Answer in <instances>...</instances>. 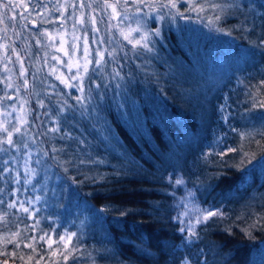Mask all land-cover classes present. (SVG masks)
Returning <instances> with one entry per match:
<instances>
[{"label":"trees","instance_id":"obj_1","mask_svg":"<svg viewBox=\"0 0 264 264\" xmlns=\"http://www.w3.org/2000/svg\"><path fill=\"white\" fill-rule=\"evenodd\" d=\"M237 3L245 7H229ZM159 6L163 33L153 37V50L116 60L123 79L113 78L109 58L112 79H99L95 92L97 77L89 76L84 104L48 86L52 77L34 64L35 29L22 28L16 43L29 57L30 128L41 154L48 152L52 177L41 186L40 167L37 193L19 188V199L42 197L39 223L8 207L18 201L14 185L0 179V264H264V0ZM208 72H230L211 97ZM61 105L67 111L58 112ZM174 173L195 187L202 205L225 211L202 224L191 244L173 220L167 177ZM65 229L79 238L68 245L79 252L67 262L59 242ZM44 232L54 241H39Z\"/></svg>","mask_w":264,"mask_h":264},{"label":"rangeland","instance_id":"obj_2","mask_svg":"<svg viewBox=\"0 0 264 264\" xmlns=\"http://www.w3.org/2000/svg\"><path fill=\"white\" fill-rule=\"evenodd\" d=\"M182 1H190L193 2L195 0H176V6L182 2ZM5 2V0H0V3ZM25 3L28 4V8L25 9L23 6L17 8L15 10V14L12 11H6L4 12V18L0 20V36H3L4 39L0 40V44L7 43L8 44V50L7 55L11 56V60H7L4 58V50L0 49V97H3L5 93H7L9 96L14 97V99L11 100H4L2 107L6 109L8 112H11V116L5 115L3 119L10 122L9 127H11L12 124H16L17 121L14 119L18 116H25L30 121V102H31V95L29 96L28 90L24 88L23 81L27 79L28 81V87L30 86L31 80L30 77V71L27 66V60L28 56L26 55V50L23 47H20L19 44L16 43L18 38H22V28L26 24L27 27H33L35 29V35L34 41L36 43V39L39 38L41 43L37 44V47L39 49V53L35 56L36 59L34 60V64L36 65V69H38L41 65L43 66V70L49 74L52 78L49 77L47 81H45L48 86L50 85L51 88H54L56 85H59L63 91L67 94L75 93L76 96H84L87 92V80L89 76L94 75V77H97V82H94V89L95 92H97V89L95 87V84L98 83L99 79H112L109 74L105 71L106 65L102 67L101 70L97 71L95 69V64L89 65V72L85 74L83 72V68L81 67L79 70V73L77 71V67L75 66L77 62H79L80 65L83 64V41L85 34L87 35V40L90 46V53L89 59L96 58L95 49L97 47V38L101 35L105 37V44L100 45L101 49L104 47H108L109 50H111V47L114 46L112 41L120 42L122 46L124 47V51L128 52V56L126 58L133 57L132 52V45L128 44L127 41L123 40V37L120 35V31L112 27L110 31H106L108 28V24L106 23L107 18L109 15L112 14V9L108 8L106 11H101V7L103 4V0H98L96 3H92L91 8H85L80 9L79 7V0H67V3H75L76 8L72 9L70 7H67V4L65 3V0H59V4H57V0H24ZM91 0H85V4L90 3ZM110 3H116V0H109ZM36 5H40V7H36ZM43 5H47L48 9H51V11H48L43 8ZM59 5H65L67 7V11L61 9L60 12H57L55 10L56 7H59ZM148 5V6H146ZM168 6L169 0H143V2H137L134 3L133 0H128V4L125 5L123 3V0L117 5V13L120 14L119 18H114L111 21L112 25H115L117 23H120V27L123 28L125 31L129 27L135 28L137 27V23H140V26L144 29V31L151 32L155 29L160 30L159 36H149V40L152 43L155 41L154 38H162V28H161V22H162V14L160 10V6ZM95 10V16L97 18V24L96 27H99L101 29V32L95 33L93 31V25L91 23H88L86 26H82L77 23L76 28H72V24L75 22L76 17H79L81 14V11L85 14V19H88V14L92 12V10ZM139 9V11H138ZM2 11V10H0ZM73 11H75V16L72 15ZM37 12H40L41 15L37 16ZM20 13H23L25 16L28 17L27 20H24L21 18ZM9 17H14L13 19H9ZM61 17L63 19H61ZM127 17V18H125ZM35 19L36 25H33L31 21ZM157 22V23H156ZM156 24V25H155ZM25 28V27H24ZM47 29L48 32L52 34V39H49L46 35H41V32ZM73 35L76 37H79L77 40H73ZM132 37L138 38L140 33H132ZM61 37H63V43L61 41ZM150 45V46H151ZM61 46L68 52V55H64L63 51H60ZM13 50L15 52H18L20 54V59L23 61V66L25 69H27L25 76H20L19 71L21 64L18 62L17 57L13 54ZM139 50V48L136 49V51ZM142 50V49H141ZM46 54V55H45ZM39 55H41V59L39 58ZM53 57H58V60H54ZM70 57L72 58L70 60ZM105 58L109 60L110 57L107 56V53H105ZM42 60V63H41ZM116 60L125 61L124 59H121L119 56L116 57ZM47 61V63L45 62ZM63 61V63H61ZM7 64L8 68L11 70V72H5L4 71V64ZM72 64L71 71L68 70L67 65ZM55 65L57 68L56 75L63 74L66 78H71L73 75H80L83 77V87L85 91L83 93L80 92L79 88L73 87L68 88L64 84H62L59 80L56 79V75H53L50 73L49 69ZM206 73L205 78H207V85L210 88H213V90L208 92V96L211 97L216 94V92L221 88V86L226 83L229 75L227 73H224V76H220L217 74H210ZM12 76V80L9 81L10 83L17 85L20 87V91L17 92L15 88H7L6 84L4 82V78L6 76ZM73 84H77L79 81H71ZM241 81L237 80V84H239ZM232 89L229 91L231 92ZM233 95H237L240 98H244L245 94H237L235 91H232ZM33 98V97H32ZM21 99L27 100L28 103L21 105L20 101ZM9 105H15V108L17 109L14 111ZM21 107H23V112L18 111ZM31 122V121H30ZM54 127H59V121L55 120L53 121ZM22 130L26 133L23 139L29 144V148L31 149L32 156L30 160L29 167L31 169H35L37 173L40 171V167L43 169V182L41 184L44 185V187H47L49 185V182L51 181L52 174L48 167L44 164V155L41 154L37 143L33 142L31 139H29V135L33 134L32 128H30L29 125L22 126ZM6 135L4 133H0V136ZM14 139L19 141L21 139L20 134H14ZM7 147V145H5ZM28 151V149H24L21 147L20 151L17 152L15 149L8 153H0V169L4 167L3 160L7 159L9 161V165L13 169H17L21 173V182L20 184H16V176L15 172L12 173H5V176L3 179L11 181L14 185V196L16 201V205L19 207L20 201H27L29 198L36 196L37 194V188L41 186H37L33 188V181L35 180L36 175L32 179V183L25 184L24 183V153ZM12 157L15 158V162ZM39 161V163H37ZM178 176H181L179 173H174V175H171L172 180L178 178ZM10 179V180H9ZM184 179V178H183ZM185 180V179H184ZM186 181V180H185ZM23 184L27 189L35 190V195L33 193H30L29 196H26L24 198L19 199L18 194L19 192L15 191V189L20 188V185ZM172 198H173V220L177 223L178 227H182L183 224L180 223L176 217L180 216L181 220L184 222H187V217L182 216V213L186 210V208H191L193 204L195 206H198L201 209H211L216 210L219 209L224 213L223 216H225V211L222 207L213 206V205H202L197 197V192L195 190V187L191 186L187 182L184 185H175L172 184ZM188 193H193L194 198H189ZM191 200V202H190ZM42 201V199L40 200ZM40 201L32 203L31 205L25 204L26 207L30 208V211L28 213H25L29 220H33L35 223L36 219H38V212H39V204ZM183 201V204L181 202ZM35 210V215L32 214V211ZM34 223V224H35ZM202 225V224H201ZM201 225H197L195 230H198V228ZM51 239L49 242L54 241V237L51 235Z\"/></svg>","mask_w":264,"mask_h":264},{"label":"snow or ice","instance_id":"obj_3","mask_svg":"<svg viewBox=\"0 0 264 264\" xmlns=\"http://www.w3.org/2000/svg\"><path fill=\"white\" fill-rule=\"evenodd\" d=\"M98 2V0H91L90 3L85 4V0H79V7L80 9H85L87 8H91L92 3H96ZM121 2V0H116V3H110L109 0H103V4L101 7V11H106L108 8L112 9V14L108 16L106 23L108 24V28L106 29V31H110L112 27L117 28L120 31V35L123 37L124 41H127L128 44L132 45V52L134 55H138V53L136 52V49H142L145 52H151L153 49L150 46L151 42L149 40V36H159L160 35V30L159 29H155L151 32H147L144 31V29L140 26V23H137V27L135 28H131L129 27L127 29V31H125L123 28L120 27V23H117L115 25L111 24V21L116 18L118 19L120 14L117 13V5ZM134 3L137 2H143V0H133ZM65 3L67 4V7H70L72 9L76 8V4L75 3H67V0H65ZM123 3L125 5L128 4V0H123ZM57 4H59V0H57ZM169 4L172 8L176 7V0H169ZM23 6L25 9L28 8V4L24 2V0H5V2L0 3V20H2L4 18V12L6 11H12L15 14V10L19 7ZM148 6V5H146ZM36 7H40V5H36ZM67 7H65V5H59V7H56L55 10L57 12H60L61 9L67 11ZM213 8H221V5H212ZM229 7H245V5H241V4H232L229 5ZM43 8L51 11V9L47 8V5H43ZM197 8H199L200 11H203V7L200 5H194L192 7V11H196ZM139 11V9H138ZM95 10L93 9L92 12H90L88 14V19H85V14L83 11H81V14L79 17H76L75 22L72 24V28L75 29L77 23L82 25V26H86L88 23H91L93 25V31L95 33H99L101 32V29L99 27H96L95 25L97 24V18L95 16ZM37 16H40L41 13L37 12L36 13ZM73 16H75V11H73L72 13ZM20 16L22 19L27 20L28 17L25 16L23 13H20ZM14 17H9V19H13ZM127 18V17H125ZM162 18V17H161ZM187 19V17H185ZM61 19H63L61 17ZM217 19H219V17H217ZM31 23L33 25H36V20L33 19L31 21ZM24 27H27V25L25 24ZM132 33H140L138 38L132 37ZM41 35H46L48 36L49 39H52V34L50 32H48L47 29H44L41 32ZM4 37L0 36V40H3ZM79 39V37H76L75 35H73V40H77ZM61 41L63 43V37H61ZM36 43L40 44L41 41L39 38L36 39ZM113 45L111 47V50H109L108 47H104L103 49H101L100 45H104L105 44V37L103 35L99 36L97 38V47L95 49V54H96V58L94 59V61L92 59H89V56L91 55L90 53V46L87 40V35L85 34L84 37V41H83V64L80 65L79 62H77V64L75 65L77 67V71L79 73L80 68H83V72L85 74H87L89 72V65L91 64H95V69L97 71L101 70L103 66L107 65L109 63V60H107L105 58V53H107V56L112 58L111 59V63L116 64V67H114L112 69V75L114 79H123V77L121 76V65L117 64L116 61V57L119 56L121 59H124L128 56V52L124 51V47L126 46H122L120 42H116V41H112ZM262 44H264V40L261 41ZM0 49L4 50V58L7 60H11V56L7 55V50H8V44L7 43H3L0 44ZM60 51L64 52V55H68V52L63 48V46H61ZM13 54L17 57L18 62L21 64L20 67V71H19V75L20 76H25L27 69L24 68L23 66V61L20 59V54L18 52H15V50H13ZM46 55V54H45ZM54 60H58V57H53ZM72 58L70 57V60ZM47 63V61H45ZM61 63H63V61H61ZM72 64L67 65L68 70L71 71L72 68ZM4 71L5 72H11V70L8 68L7 64H4ZM50 73L53 75H56L57 73V68L55 65H53L50 69H49ZM56 79L59 80L62 84H64L66 87L68 88H79L80 92L83 93L85 91L84 87H83V77L80 75H73L71 76L70 80L71 81H79L77 84H73L70 82L69 78H66L63 76V74L61 73L60 75H56ZM12 80V76H6L4 78V82L6 84L7 88H15L17 92L20 91V87L17 85H14L12 83H10L9 81ZM261 85H264V80L260 81ZM24 88L28 87V81L27 79H25L23 81V85ZM96 88L100 87L99 83L95 84ZM11 100L14 99V97L9 96L7 93H5V95L3 97H0V133H4L6 135L0 136V153H8L10 151H12L13 149H15L17 152L20 151L21 147H23L24 149H28V151H26L24 153L25 159H24V167H23V171H24V183L25 184H30L32 183V179L38 174L37 171L35 169H31L29 167L30 165V160H31V156H32V152L31 149L29 148V144L23 139V137L25 136V132L22 130V126L25 125H29L30 121L25 117V116H18L15 117L14 119H16L17 123L16 124H12L11 127H9L10 122L3 119V117L5 115L7 116H11V112H8L6 109H4L2 107L3 101L4 100ZM90 99V97L87 96H76L75 100L77 102V104H84L86 103V101ZM21 105L28 103L27 100H23L21 99L20 101ZM40 104V107L43 108V102L40 101L38 102ZM66 103V102H65ZM259 107L264 108V101L260 102ZM9 107H11L14 111H16L17 109L15 108V105H9ZM221 110H223V106H221ZM18 111L23 112V107H21ZM58 112H65L67 111V108L63 105H61V107L57 110ZM45 115H47V113H45ZM49 131L51 132H57L58 131V126L57 127H53L51 129H49ZM14 134H20L21 139L19 141L14 139ZM43 135H47V133H43ZM70 135V134H69ZM29 139H31L33 142L36 141V136L35 134H31L28 137ZM5 145H7V147H5ZM53 152L57 151L55 148L52 149ZM229 151H235V149H229ZM44 155L47 156L48 152L47 150L44 151ZM11 159H13V161L15 162V158L12 157ZM37 163H39V161H37ZM3 165L4 167L2 169H0V179H3L5 176V173H12L13 171L15 172V176H16V180L15 183L16 184H20L21 182V173L19 170L17 169H13L10 165H9V161L7 159L3 160ZM262 166H264V162H262ZM65 171H67V169H65ZM168 181L170 184H175V185H184L186 183V181L183 179L182 176H178L177 179H175L174 181L172 180V177L169 176L167 177ZM0 191H3L2 188H0ZM15 191L19 192L20 189L17 188L15 189ZM25 191H27V189H25ZM188 197L189 198H194V194L193 193H188ZM42 199L41 196L36 195L34 197L29 198L27 201H20L19 202V207L20 210L28 213L30 211L29 207H26L25 204H29L31 205L32 203L38 202ZM191 202V200H190ZM4 203V201L0 200V204ZM181 204H183V201L181 202ZM16 206V201H13L11 203L8 204L9 208L15 207ZM102 211V210H101ZM32 214L35 215V210L32 211ZM6 215V214H5ZM5 215H0V221H3L5 218ZM224 213L222 211H220L219 209L216 210H211V209H201L198 206H195L193 204V206L191 208H186V210L182 213V216L187 217V222H184L181 220L180 216H177L176 219L183 224L182 227H180L178 230L180 233L185 234L183 237L182 242H186L188 244H191L194 242V240L199 239V233L195 230L197 225H201L204 224L206 222H208L211 218L216 217V216H223ZM47 219H52L51 217H48ZM37 223H39L37 221ZM33 227H35V225H33ZM53 232L55 231V229L52 230ZM13 236H17L19 235V231L16 233L12 234ZM48 237L49 240L51 239L50 237V233L48 232H44L42 235L39 236V241H44L45 238ZM73 237H77V242L79 240L78 236H77V232H68L66 229L64 230V233L61 234L59 236V242L63 244L64 246V252L66 254L62 253V257H63V261L67 262V260L69 259V256L72 255L73 253L79 252L78 248H69L68 245L72 242ZM37 237H32V240H36ZM51 245L49 244V247ZM27 247H32L31 244L27 245ZM56 253H53V255H55ZM13 255H15V253H13ZM182 264H192V261L188 258H185L182 261Z\"/></svg>","mask_w":264,"mask_h":264},{"label":"bare ground","instance_id":"obj_4","mask_svg":"<svg viewBox=\"0 0 264 264\" xmlns=\"http://www.w3.org/2000/svg\"><path fill=\"white\" fill-rule=\"evenodd\" d=\"M227 73V72H226ZM228 75L230 74V72L227 73Z\"/></svg>","mask_w":264,"mask_h":264}]
</instances>
